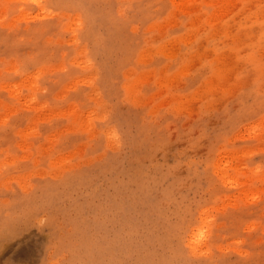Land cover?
Returning a JSON list of instances; mask_svg holds the SVG:
<instances>
[{"label": "rangeland", "instance_id": "obj_1", "mask_svg": "<svg viewBox=\"0 0 264 264\" xmlns=\"http://www.w3.org/2000/svg\"><path fill=\"white\" fill-rule=\"evenodd\" d=\"M263 114L264 0H0V264H264Z\"/></svg>", "mask_w": 264, "mask_h": 264}, {"label": "bare ground", "instance_id": "obj_2", "mask_svg": "<svg viewBox=\"0 0 264 264\" xmlns=\"http://www.w3.org/2000/svg\"><path fill=\"white\" fill-rule=\"evenodd\" d=\"M263 115H264V114H263ZM262 117H263V116H262ZM262 117H261V119H260L261 121H262V119H263ZM257 120H258V119H257ZM257 122H259V123H258V126H259V127H262V123H261V126H260V125H259V124H260V121L258 120ZM257 122H256V124H257ZM256 124L254 123L253 125H256ZM256 126H257V125H256ZM256 126H253V129H255ZM259 127H258V128H259ZM259 129H260V128H259Z\"/></svg>", "mask_w": 264, "mask_h": 264}]
</instances>
